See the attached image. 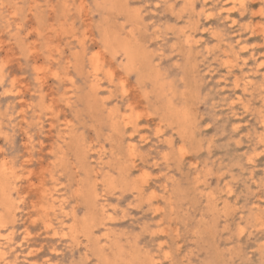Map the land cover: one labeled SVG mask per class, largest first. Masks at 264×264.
Here are the masks:
<instances>
[{"label": "rangeland", "instance_id": "obj_1", "mask_svg": "<svg viewBox=\"0 0 264 264\" xmlns=\"http://www.w3.org/2000/svg\"><path fill=\"white\" fill-rule=\"evenodd\" d=\"M0 4V264H264V0Z\"/></svg>", "mask_w": 264, "mask_h": 264}, {"label": "bare ground", "instance_id": "obj_2", "mask_svg": "<svg viewBox=\"0 0 264 264\" xmlns=\"http://www.w3.org/2000/svg\"><path fill=\"white\" fill-rule=\"evenodd\" d=\"M4 3H5V2H4ZM233 4H234V3H233ZM0 5H2V4H0ZM221 8H223V7H221ZM229 10H230V9H229ZM208 12H209V11H208ZM218 12H219V11H218ZM211 15H212V14H208L207 16H211ZM226 17H227V16H226ZM234 20H235V19H234ZM194 21H195V20H194ZM6 28H7V27H6ZM190 29H191V28H190ZM183 30H184V29H183ZM202 31H203V30H202ZM244 48H245V47H244ZM140 52H141V51H140ZM143 56H144V55H143ZM91 59H92V58H91ZM228 60H229V59H228ZM231 61H232V60H231ZM232 62H233V61H232ZM98 63H99V62H98ZM229 64H230V62H229ZM98 65H99V64H98ZM238 67H239V66H238ZM95 68H96V67L94 66V68H93L94 71H95ZM100 70H101V68H100ZM158 73H159V72H158ZM256 73H257V72H256ZM103 74H104V72H103ZM112 74H113V73H112ZM242 74H243V73H242ZM155 75H156V74H155ZM154 77H155V76H154ZM0 79H1V78H0ZM245 79H246V78H245ZM109 81H110V79H109ZM237 81H238V79H237ZM235 82H236V81H235ZM252 82H253V81H252ZM237 83H238V82H237ZM249 83H250V81L247 80V81L244 83V85L246 86V85H248ZM154 84H155V83H154ZM253 85H255V84H253ZM252 88H253V86H252ZM243 90H244V89H243ZM245 90H246V89H245ZM241 91H242V90H241ZM97 96H98V95H97ZM238 96H239V95H238ZM240 99H241V98H240ZM168 103H169V102H168ZM171 105H172V104H171ZM245 105H246V104H245ZM166 106H167V105H166ZM171 107H173V106H171ZM166 108H167V107H166ZM168 108H169V107H168ZM114 109H115V108H114ZM109 110H110V109H109ZM107 111H108V109H107ZM176 111H177V110H176ZM117 112H119V111H117ZM172 112H173V111H172ZM172 112L170 111L171 115H172ZM183 112H184V111H183ZM187 112H188V111H187ZM108 113H109V112H108ZM113 113H114V112H113ZM111 114H112V112H111ZM114 114H115V113H114ZM108 115L110 116V114H108ZM112 115H113V114H112ZM121 115H122V114H121ZM187 115H189V112L187 113ZM109 116H108V117H109ZM177 116H178V115H177ZM189 116H190V115H189ZM122 117H125V115L122 116ZM170 117H173V115L170 116ZM178 117H179V116H178ZM184 118H185V117H184ZM116 119H117V118H116ZM176 119H177V117H176ZM114 120H115V119H114ZM124 120H125V119H124ZM184 120H185V119H184ZM180 121H181V120H180ZM114 123H115V122H114ZM180 123H181V122H180ZM183 123H184V122H183ZM183 123H182V124H183ZM188 123H189V122H188ZM115 124H116V123H115ZM125 125H126V124H125ZM187 125H188V124H187ZM181 126H182V125H181ZM183 126H184V125H183ZM189 127H190V126L188 125V128H189ZM113 128H114V126H113ZM190 128H191V127H190ZM114 129H115V128H114ZM184 133H187V132H184ZM184 133H182V134H184ZM180 134H181V132H180ZM182 134H181V135H182ZM185 135H186V134H185ZM131 146H132V145H131ZM131 146H130V147H131ZM106 149H107V148H106ZM132 152H133V151H132ZM165 155H166V154H165ZM101 156H102V155H101ZM167 156H168V153H167ZM164 157H165V156H164ZM165 159H166V158H165ZM100 160H101V159H100ZM4 161L6 162V160H4ZM7 161H8V160H7ZM249 161H252V160L249 159ZM252 162H253V161H252ZM5 164H6V163H5ZM7 164H8V163H7ZM104 164H105V163H104ZM0 165H1V164H0ZM11 165H12V163H11ZM102 165H103V164H102ZM8 166H9V165H8ZM107 166H108V165H107ZM108 167H109V166H108ZM110 167H111V166H110ZM8 168H9V167H8ZM12 168H14V167H12ZM115 168H116V167H115ZM6 170H7V168H6ZM13 170H14V169H13ZM4 171H5V169H4ZM108 171H109V170H108ZM120 171H121V170H120ZM6 172H7V171H6ZM15 172H16V171H15ZM109 172H110V171H109ZM109 172H108V173H109ZM122 172H123V171H122ZM129 172H130V171H129ZM118 173H119V171H118ZM9 174H10V173H9ZM86 174H87V173H86ZM104 174H105V173H104ZM115 175H116V174H115ZM122 175H123V174H122ZM122 175H121V176H122ZM124 175H125V174H124ZM127 175H128V174H127ZM101 176H103V175H101ZM105 176H106V175H105ZM140 176H141V175H140ZM112 177H113V176H112ZM114 178H115V177H114ZM1 179H2V178H1ZM9 179H10V178H9ZM130 179H131V178H130ZM135 179H136V178H135ZM2 180H3V179H2ZM4 180H5V179H4ZM87 180H88V178H87ZM94 180H95V178H94ZM106 180H107V179H106ZM110 180H112V179H110ZM113 180H115V179H113ZM120 180H121V179H120ZM120 180L118 179V181H120ZM8 181H9V180H8ZM85 181H86V179H85ZM97 181H98V180H97ZM99 181H100V180H99ZM101 181H102V180H101ZM128 181H129V180H128ZM131 181H132V180H131ZM133 181H134V180H133ZM199 181H200V180H199ZM90 182H91V181H90ZM95 182H96V180L94 181V183H95ZM113 182H114V181H113ZM115 182H116V180H115ZM120 182H121V181H120ZM14 183H15V182H14ZM110 183H111V181H110ZM88 184L90 185V183H88ZM102 184H103V183H102ZM118 184H119V183H118ZM123 184H124V183H123ZM127 184H128V182H127ZM131 184H132V183H131ZM131 184H130L129 186H131ZM9 185H10V184H9ZM91 185L93 186V183H92V182H91ZM95 185H96V184H95ZM105 185H106V184H105ZM105 185H104V186H105ZM115 185H116V183H115ZM124 185H125V184H124ZM132 185H133V184H132ZM227 186H228V185H227ZM229 186H230V185H229ZM13 187L15 188V186H13ZM102 187H103V185H102ZM83 188H84V187H83ZM85 188H86V187H85ZM90 188H91V187H90ZM90 188H89V190H90ZM124 188H125V187H124ZM137 188H138V187H137ZM95 189H96V188H95ZM118 189H119V187H118ZM122 189H123V188H122ZM125 189H126V188H125ZM129 189H130V188H129ZM134 189H135V188H134ZM139 189H140V188H139ZM227 189H228V188H227ZM12 190H13V189H12ZM105 190H106V189H105ZM90 191H91V190H90ZM90 191H89V193H87V194L90 195ZM103 191H104V190H103ZM106 191H107V190H106ZM106 191H105V192H106ZM108 191H109V190H108ZM131 191H132V190H131ZM136 191H137V190H136ZM140 191H141V190H140ZM44 192H45V191H44ZM91 192H92V191H91ZM111 192H112V191H111ZM138 192H139V191H138ZM141 192H142V191H141ZM141 192H140V193H141ZM83 193H84V191H83ZM108 193H109V192H108ZM153 193H154V192H153ZM227 193H228V192H227ZM44 194H45V193H44ZM85 194H86V193H85ZM87 194H86V195H87ZM106 194H107V193H106ZM49 195H50V194H49ZM86 195H85V196H86ZM89 195H87V196H89ZM101 195H103V194H101ZM93 196H94V193H93ZM98 196H99V195H98ZM137 196H138V195H137ZM9 198H10V197H9ZM54 198H55V197H54ZM57 198H58V197H57ZM88 198L91 200L90 197H88ZM96 198H97V197H96ZM222 199H223V198H222ZM61 200H62V199H61ZM90 200H89V201H90ZM93 200H94V199H93ZM93 200H92V201H93ZM225 200H226V199H225ZM225 200H224V201H225ZM87 201H88V199H87ZM103 202H104V201H103ZM7 203H8V202H7ZM12 203H13V201H12ZM60 203H61V202H60ZM0 204H1V203H0ZM71 204H72V203H71ZM73 204H74V203H73ZM95 204H96V203H95ZM257 204H258V203H257ZM257 204H256V205H257ZM3 205H4V204H3ZM5 205L8 206V204H5ZM9 205H12V204L10 203ZM48 205H49V204H48ZM54 205H55V204H54ZM91 205H93V204H91ZM100 205H102V204H100ZM100 205H99V206H100ZM225 205L227 206V204H225ZM251 205H252V204H251ZM12 207H13V206H12ZM58 207H59V206H58ZM92 207H93V206H92ZM95 207H97V206H95ZM105 207H106V206H105ZM6 208H7V207H6ZM225 208H226V207H225ZM233 208H234V207H233ZM221 209H222V208H221ZM8 210H9V208H8ZM99 210H100V209H99ZM222 210H223V209H222ZM231 210H232V209H231ZM0 211H1V210H0ZM3 211H5V210H3ZM13 211H14V209H13ZM13 211H12V212H13ZM94 211H95V210H94ZM220 211H221V210H220ZM227 211H228V210H227ZM232 211H233V210H232ZM257 211H258V210H257ZM55 212H56V211H55ZM95 212H96V211H95ZM222 212H223V211H222ZM96 213H97V212H96ZM3 214H4V213H3ZM3 214H1V215H3ZM5 214H6V213H5ZM7 215H9V214H7ZM72 215H73V214H72ZM102 215H103V214H102ZM108 215H109V214H108ZM110 215H112V214H110ZM260 215H261V214H260ZM3 216H4V215H3ZM95 216H96V215H95ZM97 216H98V215H97ZM97 216H96V217H97ZM103 216H104V215H103ZM106 217H107V216H106ZM111 217H112V216H111ZM255 217H256V216H255ZM4 218H6V217H4ZM4 218H3V219H4ZM90 218H91V217H90ZM87 219H89V218H87ZM258 219H261V218L259 217ZM1 220H2V219H1ZM7 220H8V219H7ZM111 220H112V219H111ZM203 220H204V219H203ZM4 221H5V220H4ZM101 221H102V220H101ZM201 221H202V220H201ZM256 221H257V220H256ZM256 221H255V222H256ZM258 221H259V220H258ZM262 222H263V221H262ZM5 223H6V222H5ZM11 223H12V222H11ZM49 224H50V223H49ZM91 224H92V222H91ZM91 224H90V225H91ZM94 224H95V221H94ZM102 224H103V223H102ZM47 225H48V224H47ZM263 225H264V223H263ZM49 226H51V225H49ZM49 226H48V227H49ZM95 226H96V225H95ZM261 226H262V225H261ZM1 227H2V226H1ZM75 227H76V226H75ZM240 227H244V226H243V225H242V226L240 225ZM263 227H264V226H263ZM255 228H257V227H255ZM259 228H260V227H259ZM76 229H77V228H76ZM243 229H244V228H243ZM10 230H11V229H10ZM71 230H72V228H71ZM83 230H84V229H83ZM88 230H89V229H88ZM199 230H200V229H199ZM236 230H237V229H236ZM239 230H240V229H238V232H239ZM244 230H245V229H244ZM68 231H69V230H68ZM76 231H77V230H76ZM52 232H53V231H52ZM69 232H70V231H69ZM71 232H72V231H71ZM89 232H90V230H89ZM105 232H106V231H105ZM5 233H6V232H5ZM55 233H56V231H55ZM73 233H74V232H73ZM77 233H78V232H77ZM102 233L105 234L103 231H102ZM102 233H101V234H102ZM106 233H107V232H106ZM239 233H241V232H239ZM0 234H1V233H0ZM8 234H9V233H8ZM60 234H61V233H60ZM69 234H70V233H69ZM74 234H75V233H74ZM74 234H73V235H74ZM88 234H89V233H88ZM103 234H102V235H103ZM10 235H11V234H10ZM53 235H55V234L53 233ZM53 235H52V236H53ZM105 235H106V234H105ZM70 236H71V235H70ZM78 236H79V235H78ZM114 236H115V235H114ZM7 237H8V235H7ZM97 237H98V235H97ZM105 237H107V236H105ZM109 237H110V236H109ZM115 237H116V236H115ZM10 238H12V237H10ZM10 238H9V239H10ZM94 238H95V237H94ZM4 239H5V238H4ZM9 239H8V240H9ZM73 239H74V238H73ZM96 239H97V238H96ZM109 239H110V238H109ZM0 240H1V239H0ZM6 240H7V239H6ZM88 241H89V240H88ZM93 241H94V239H93ZM93 241H91V242L93 243ZM114 241H115V240H114ZM95 242H97V240H96ZM6 243H7V242H6ZM136 243H137V242H136ZM102 244H103V243H102ZM114 245H115V244H114ZM93 246H94V243H93ZM121 247H122V246H121ZM260 247H261V246H260ZM85 248H87V247H85ZM88 248H89V247H88ZM1 249H2V248H1ZM98 249H99V248H98ZM118 249H119V248H118ZM121 249H122V248H121ZM122 250H123V249H122ZM128 250H129V249H128ZM112 251H113V250H112ZM114 251H115V250H114ZM135 251H136V250H135ZM87 252H88V251H87ZM128 252H129V251H128ZM167 253H168V252H167ZM118 254H119V253H118ZM130 254H131V253H130ZM137 254H138V253H137ZM141 255H142V254H141ZM145 255H146V253H145ZM85 256H87V255H85ZM115 256H117V255L115 254ZM131 256H132V255H131ZM131 256H130V257H131ZM147 256H148V255H147ZM164 256H165V254H164ZM170 256H171V255H170ZM135 257H137V255H135ZM135 257H134V258H135ZM106 258H107V257H106ZM128 258H129V257H128ZM128 258H127V259H128ZM132 258H133V257H132ZM132 258H131V261L133 260ZM138 258H140V257H138ZM148 258H150V257L148 256ZM118 259H119V258H118ZM129 259H130V258H129ZM156 259H157V258H156ZM3 260H4V259H3ZM88 260H89V258H88ZM136 260H137V259H136ZM6 261H8V260H6ZM115 261H116V260H115ZM128 261H129V260H128ZM148 261H149V260H148ZM111 262H112V261H111ZM124 262H125V259H124ZM126 262H127V261H126ZM141 262H142V261H141ZM145 262H147V261H145ZM5 263H6V262H5ZM147 263H148V262H147ZM147 263H146V264H147ZM3 264H4V263H3ZM8 264H9V262H8ZM96 264H97V263H96ZM125 264H126V263H125ZM139 264H141V263H139ZM142 264H143V263H142ZM149 264H151V263H149Z\"/></svg>", "mask_w": 264, "mask_h": 264}]
</instances>
